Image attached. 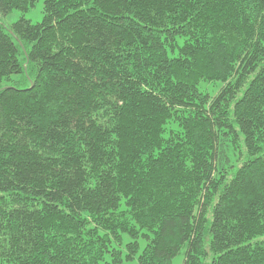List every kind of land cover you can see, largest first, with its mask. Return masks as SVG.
<instances>
[{
	"label": "trees",
	"instance_id": "obj_1",
	"mask_svg": "<svg viewBox=\"0 0 264 264\" xmlns=\"http://www.w3.org/2000/svg\"><path fill=\"white\" fill-rule=\"evenodd\" d=\"M0 264H264V0H0Z\"/></svg>",
	"mask_w": 264,
	"mask_h": 264
},
{
	"label": "rangeland",
	"instance_id": "obj_2",
	"mask_svg": "<svg viewBox=\"0 0 264 264\" xmlns=\"http://www.w3.org/2000/svg\"><path fill=\"white\" fill-rule=\"evenodd\" d=\"M21 17H25L27 20H30L32 23H40L43 19V2L41 1L37 4L36 8L30 10L27 13L21 11H14L8 16H2L0 14V24L5 28H9L12 24L17 22ZM183 256H179L175 259L174 264H183Z\"/></svg>",
	"mask_w": 264,
	"mask_h": 264
}]
</instances>
